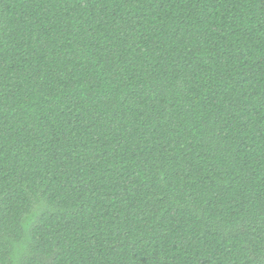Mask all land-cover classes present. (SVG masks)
<instances>
[{
    "label": "trees",
    "instance_id": "trees-1",
    "mask_svg": "<svg viewBox=\"0 0 264 264\" xmlns=\"http://www.w3.org/2000/svg\"><path fill=\"white\" fill-rule=\"evenodd\" d=\"M0 264H264V0H0Z\"/></svg>",
    "mask_w": 264,
    "mask_h": 264
}]
</instances>
